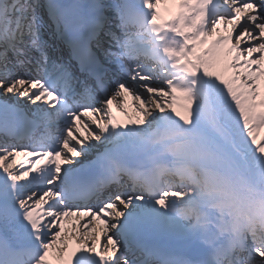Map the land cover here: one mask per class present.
Returning <instances> with one entry per match:
<instances>
[{"label":"snow or ice","instance_id":"obj_1","mask_svg":"<svg viewBox=\"0 0 264 264\" xmlns=\"http://www.w3.org/2000/svg\"><path fill=\"white\" fill-rule=\"evenodd\" d=\"M0 264H264V0H0Z\"/></svg>","mask_w":264,"mask_h":264},{"label":"bare ground","instance_id":"obj_2","mask_svg":"<svg viewBox=\"0 0 264 264\" xmlns=\"http://www.w3.org/2000/svg\"><path fill=\"white\" fill-rule=\"evenodd\" d=\"M131 103V98H129V104ZM119 114V113H118Z\"/></svg>","mask_w":264,"mask_h":264}]
</instances>
